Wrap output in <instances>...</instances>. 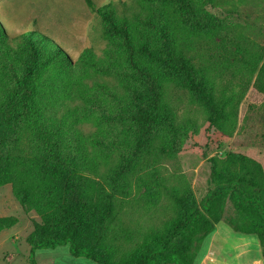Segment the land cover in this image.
Segmentation results:
<instances>
[{
  "label": "trees",
  "instance_id": "1",
  "mask_svg": "<svg viewBox=\"0 0 264 264\" xmlns=\"http://www.w3.org/2000/svg\"><path fill=\"white\" fill-rule=\"evenodd\" d=\"M208 1L132 0L125 4L134 11L121 18L115 0H86L107 37H117V51L108 52L116 63L126 59L116 84L97 79L111 66L92 47L73 63L37 31H24L13 44L0 22V185L11 183L41 218L27 237L30 264H37L36 249L64 244L97 264H195V239L215 229L226 198L245 219L231 226L255 233L264 258V165L246 153L210 158L214 185L202 208L178 197L177 213L148 232L132 226L128 214L138 201L132 175L142 154H169L197 130L193 118H181L171 88L231 135L259 66L248 49L236 56L240 36L205 7ZM263 79L264 66L253 85L264 93ZM115 151L120 159L112 162ZM16 223L0 216V232Z\"/></svg>",
  "mask_w": 264,
  "mask_h": 264
},
{
  "label": "rangeland",
  "instance_id": "2",
  "mask_svg": "<svg viewBox=\"0 0 264 264\" xmlns=\"http://www.w3.org/2000/svg\"><path fill=\"white\" fill-rule=\"evenodd\" d=\"M101 4L108 0H94ZM120 17L131 15L132 0H115ZM127 2V4H125ZM205 7L225 23L233 27L240 36V51L256 53L259 66L253 76L246 95L239 106L238 118L231 135H224L208 121V112L203 106L192 103L183 92L172 87V98L180 103L181 118H193L196 131L189 130L179 149L169 154L145 151L132 175L133 192L138 201L136 209H129L132 226L141 227L143 232L161 226L178 211V197L195 202L202 208L203 200L214 180L210 158L224 155L229 151L249 154L264 165V93L255 89L258 71L264 66V0H211ZM0 22L4 33L16 44V38L27 30L39 32L51 38L75 63L80 61V53L92 47L105 65L111 68L97 72V79L116 84V69L127 67L121 57L116 63L108 51H117V46L107 37L101 15L93 11L86 0H0ZM235 47V46H234ZM236 58L235 65H237ZM230 77V75H229ZM236 86V77L232 78ZM264 80V79H263ZM181 94V101L177 95ZM88 123L87 128H91ZM115 151L110 160L119 161ZM222 225L202 239H195L197 254L195 264H264L258 236L235 231L231 223L243 222L230 198L222 204ZM13 215L17 223L0 232V264H30L31 245L28 235L34 229V222L41 221L34 208L26 209L13 193L12 184L0 185V216ZM216 230L220 239L211 248V240ZM37 264H97L85 256H75L70 244L55 248H39L33 254Z\"/></svg>",
  "mask_w": 264,
  "mask_h": 264
},
{
  "label": "crops",
  "instance_id": "3",
  "mask_svg": "<svg viewBox=\"0 0 264 264\" xmlns=\"http://www.w3.org/2000/svg\"><path fill=\"white\" fill-rule=\"evenodd\" d=\"M223 222H219V227L222 225ZM220 239V235H219V230H216L215 234L213 235V238L211 240V248L210 250L213 249V246L216 244V242Z\"/></svg>",
  "mask_w": 264,
  "mask_h": 264
}]
</instances>
